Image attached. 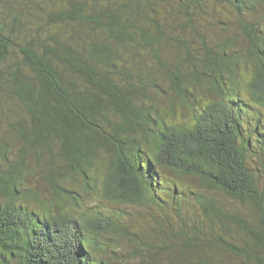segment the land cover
Segmentation results:
<instances>
[{"label": "trees", "instance_id": "obj_1", "mask_svg": "<svg viewBox=\"0 0 264 264\" xmlns=\"http://www.w3.org/2000/svg\"><path fill=\"white\" fill-rule=\"evenodd\" d=\"M13 1L0 14V97L18 108L0 111L13 137L0 131V264H107L103 234L140 240L88 202L72 209L74 178L173 210L166 237L134 247L145 264H264V14L240 17L257 0H220L239 14L249 77L207 37L213 0ZM38 169L47 202L25 186Z\"/></svg>", "mask_w": 264, "mask_h": 264}, {"label": "rangeland", "instance_id": "obj_2", "mask_svg": "<svg viewBox=\"0 0 264 264\" xmlns=\"http://www.w3.org/2000/svg\"><path fill=\"white\" fill-rule=\"evenodd\" d=\"M16 7V3L13 0H7L3 5H0V14L8 20L16 11ZM209 7H211L212 11L207 10L206 15L213 16L217 14L220 15L221 19L219 22V19L215 20L213 17L214 19L212 20L211 27L206 33L211 45L213 48L219 49L220 44L228 40L230 46L226 51L233 53L234 59L238 66L241 67V72L244 73L245 77L246 75L249 77V69L254 65L255 58L250 51L248 41L245 39L244 35H242V31L239 27H237L236 16L239 15L238 12L228 6L227 3H223L220 0H213L210 2ZM263 14L264 0H257L256 3H253L252 9L246 11L244 15L240 17L251 22H257L259 17ZM259 28L262 29V26H259ZM11 55L12 60L20 59L16 48L11 51ZM244 68H246V72L243 71ZM17 109L15 102L6 97L5 94L1 95L0 111H17ZM3 118L6 119L5 116H3ZM0 131H3L4 137L13 144V137L9 131L4 129L3 124L0 125ZM247 165L255 174L258 173L256 170L258 162L255 157L249 158ZM43 175L40 169L31 170L28 174H25L24 181L26 188L33 189L37 192L41 200L47 202L51 198V192ZM67 187L74 189L78 194L82 195L83 199L79 201V198L75 195L77 198L76 202H78L79 205L71 207L72 209L79 211L83 209L86 202H88L91 206L93 205L94 209L101 210L106 215L123 221L124 224L128 226L129 230L134 231L136 235H138V238H140V240L135 239L134 242H131L121 235L103 234L100 238L104 245L101 256L107 264H145L146 260L143 258L145 254L138 257L134 247H136V249L141 248V252L144 253V249L147 248L145 241L148 242L151 239L156 240L158 237H166L162 231L164 228L166 229V226L168 227V221H171L174 217L173 210L170 208L164 211L157 207H152L150 209L145 206L141 207L106 201L100 197V193H94L91 189L85 188L78 178L69 180V182H67ZM223 199L226 206L233 209H239L243 206L242 204L231 201L227 197H223ZM68 202L64 204L65 207H69ZM192 211L189 210L188 214L192 215L194 212ZM169 229L171 231H176L177 225L172 224ZM160 233H162V235Z\"/></svg>", "mask_w": 264, "mask_h": 264}]
</instances>
